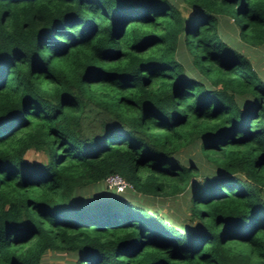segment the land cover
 Wrapping results in <instances>:
<instances>
[{"label": "trees", "instance_id": "1", "mask_svg": "<svg viewBox=\"0 0 264 264\" xmlns=\"http://www.w3.org/2000/svg\"><path fill=\"white\" fill-rule=\"evenodd\" d=\"M182 1L193 14L173 0H0V264H59L47 251L264 264V79L219 30L231 17L263 44L264 0ZM192 143L213 166L204 181L176 157ZM110 174L138 199L189 187L193 224L172 228L107 188L78 202Z\"/></svg>", "mask_w": 264, "mask_h": 264}, {"label": "rangeland", "instance_id": "2", "mask_svg": "<svg viewBox=\"0 0 264 264\" xmlns=\"http://www.w3.org/2000/svg\"><path fill=\"white\" fill-rule=\"evenodd\" d=\"M173 1L182 9L183 13H194V8L187 6L182 0ZM219 30L223 38L232 43L237 49L241 50L250 58L254 68L264 79V43L260 45H250L242 41L238 35V27L231 17L222 16L220 18ZM176 55L185 65L188 74L195 75L197 73L196 71L192 70L193 67L191 63V57L185 51L182 44L179 45ZM25 157L29 161L43 162L46 160V154L43 151L35 150L33 148H30L26 151ZM176 157L184 164H193L197 167L198 174L193 178V182L204 181L209 176V174H212L211 171L213 166L201 154L197 143L188 144L187 146L180 148L176 152ZM104 188L121 192L124 197L134 200L133 202H136L138 206H141L145 209H151L154 215H157V217L161 218L165 224L172 228H178L179 224L183 225V223H187L189 220L190 223L193 224L194 220L190 219L191 192L189 187L180 194L173 196H146L141 197L143 199H138L140 197L139 193L132 192V190H130L131 188H128L127 186L123 188H116L113 186H108L104 182L101 184L99 189H84L80 193L76 194V198H78V202L81 199L89 201L92 195L96 198L98 195H101L102 192L100 190L103 189L105 191ZM56 255L54 252L47 251V253L43 256V262L50 261L59 264H74V256L72 254L64 253L60 257H57Z\"/></svg>", "mask_w": 264, "mask_h": 264}, {"label": "built area", "instance_id": "3", "mask_svg": "<svg viewBox=\"0 0 264 264\" xmlns=\"http://www.w3.org/2000/svg\"><path fill=\"white\" fill-rule=\"evenodd\" d=\"M105 182L108 186H113L116 188H123L129 186L125 179H123L118 174H110L105 178Z\"/></svg>", "mask_w": 264, "mask_h": 264}]
</instances>
